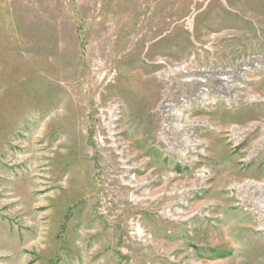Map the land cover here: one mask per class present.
<instances>
[{"label":"rangeland","instance_id":"rangeland-1","mask_svg":"<svg viewBox=\"0 0 264 264\" xmlns=\"http://www.w3.org/2000/svg\"><path fill=\"white\" fill-rule=\"evenodd\" d=\"M263 56L264 0H0V264H264L238 193L264 184ZM248 60L236 100L187 93ZM180 92L192 159L159 140Z\"/></svg>","mask_w":264,"mask_h":264},{"label":"bare ground","instance_id":"bare-ground-1","mask_svg":"<svg viewBox=\"0 0 264 264\" xmlns=\"http://www.w3.org/2000/svg\"><path fill=\"white\" fill-rule=\"evenodd\" d=\"M254 61L255 62L264 61V56L261 57V59H254ZM252 65H253V61L250 60L246 62L242 61V63L236 66L234 71H231L232 73L229 76H228L229 74L228 72L215 74V72L209 70L198 69V71L194 70L193 72V70L186 71V69H184V75H188L189 76L188 81H190L188 83L190 85V86L188 85L190 90L187 93H190L193 102L210 101L216 98H221V99L229 98L231 100L232 99L236 100V98H238V96L242 94L241 89L244 87L243 85L244 79L241 75H243L244 72L246 73V71H248V69L252 67ZM181 92L176 93L175 95H172L171 93L170 97L167 98L166 101H164L165 103L162 110L163 129L161 130V137L159 140L163 144L167 145V147L169 146V148L171 149V151L174 152L175 155L183 156V153H186L187 154L186 156L189 159H192L193 155L191 157H189V155L192 153L198 154L199 151H201V149L203 148V146L201 143L200 145L195 140L191 139L192 137L190 135V132L191 130L197 128L199 122H196L198 120H191V118L188 117V115L186 114V111L189 107L184 104L185 95L182 94L184 92L182 93ZM257 99L258 98L256 96H249L247 102L253 103L257 101ZM166 107H169V109ZM168 118H172V119L175 118L176 120L174 122H168ZM189 121L192 123H190ZM190 124H193L194 126L190 128L189 126ZM257 124L259 123L255 124L256 127ZM229 132L230 131L227 132L226 137H230L234 140L243 137V135H245L246 133V131H242L237 128H233V130H231L230 133ZM185 140L191 141L189 143V146H185L184 144ZM171 141L173 142L172 144ZM260 146H264V137L255 145L254 148ZM191 162L193 163V161ZM238 193L242 197L241 200L243 204L246 205L247 204L246 202L251 204L252 206V210L250 213L251 218L254 221L257 220V222L261 227L260 231L261 230L263 231L264 230V184L257 182L248 183L240 187Z\"/></svg>","mask_w":264,"mask_h":264}]
</instances>
